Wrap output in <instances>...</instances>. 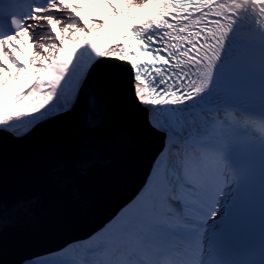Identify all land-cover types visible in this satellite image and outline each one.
I'll list each match as a JSON object with an SVG mask.
<instances>
[{"label":"snow or ice","instance_id":"6c2138e0","mask_svg":"<svg viewBox=\"0 0 264 264\" xmlns=\"http://www.w3.org/2000/svg\"><path fill=\"white\" fill-rule=\"evenodd\" d=\"M124 8L140 19L123 42L98 46L86 39L95 35L89 25L106 21L86 20L73 0H0V131L20 135L37 119L3 106L10 83L16 101L38 100L31 112L54 102L46 112L71 115L86 97L81 138L60 165L70 180L83 175L117 134H109L103 89L88 81L127 72L132 107L172 136L164 167L131 210L75 259L37 264H264V240L258 252L249 246L232 258L216 223L231 214L221 198L235 203L250 188L257 150L264 172V0H124ZM27 43L33 52L25 62Z\"/></svg>","mask_w":264,"mask_h":264},{"label":"water","instance_id":"95a60500","mask_svg":"<svg viewBox=\"0 0 264 264\" xmlns=\"http://www.w3.org/2000/svg\"><path fill=\"white\" fill-rule=\"evenodd\" d=\"M127 72L88 85L102 88L109 122L117 134L103 156L83 175L68 179L60 165L81 138L87 99L71 114L51 111L20 135L0 131V264L60 251L111 220L133 199L162 150L164 132L132 107Z\"/></svg>","mask_w":264,"mask_h":264},{"label":"bare ground","instance_id":"6f19581e","mask_svg":"<svg viewBox=\"0 0 264 264\" xmlns=\"http://www.w3.org/2000/svg\"><path fill=\"white\" fill-rule=\"evenodd\" d=\"M119 10V9H118ZM120 11V10H119ZM122 12V11H120ZM96 19L103 21H106V23L103 24L102 27H95L93 25V31L95 33L92 37H86V39H92L94 40L98 46H103L102 42L104 40H117L121 37V34L126 32V29L129 28L130 24H134L140 19V14L135 13L134 16L129 15L128 12L124 11V15L122 16H115L114 20H111L109 16L104 13L103 15H100ZM88 20V19H87ZM99 37V39H97ZM29 83V82H28ZM19 90H15V93ZM38 103V100H23L21 101L20 105L21 107L16 110L21 113H26L27 115L24 117V119H31L32 117H41L40 113H44V115L51 113L46 112L45 109L50 107L52 103L50 102L49 105L45 106V109H41L40 112H31L30 108L32 105ZM6 108L9 111H12L13 108L9 105H6ZM57 109H53L52 111H56ZM148 116V113H147ZM149 121V116H148ZM25 128L21 127L19 131H23ZM164 132V131H161ZM165 133V132H164ZM164 144L165 146L162 147V150L158 152V155L154 158V161L152 162V166L150 168L149 176L146 178V181L143 183V186L141 189L138 190V192L134 195L133 199L130 200L128 204L125 205V208L127 211L131 210L134 205H136L140 199L147 194V191L149 190L150 186L153 184L154 176L158 168L164 167L165 157L168 155V152L171 149L172 145V136L171 134H167L164 138ZM118 219L117 218H111V220L107 221L102 228L98 229L97 231L93 232V234L89 235V237L84 239L75 240L74 242H71L69 245H66L65 248L60 249V251L47 253L45 256H38L39 260H46V259H66V260H72L77 257V254L79 250L87 245L90 240H92L94 237L99 236L102 234V231L109 228L111 225H113ZM28 260H23V262L19 264H26Z\"/></svg>","mask_w":264,"mask_h":264},{"label":"rangeland","instance_id":"374dc122","mask_svg":"<svg viewBox=\"0 0 264 264\" xmlns=\"http://www.w3.org/2000/svg\"><path fill=\"white\" fill-rule=\"evenodd\" d=\"M73 2L83 5L82 15L86 20L96 19L97 17L103 15L104 13H106L111 20L115 19L116 15L113 14L112 9H110L108 4L106 3V0H97V3L95 4H93L91 0H73ZM134 2L140 3L141 0H134ZM113 3L115 4L117 10L119 9L123 13L124 11H126V9L124 8V0H113ZM134 14L135 13H133L132 16H134ZM89 27H93V25L90 24ZM25 40L27 41L26 37ZM23 52L25 53V56H21L20 59L25 62L30 61L33 52L31 43H27V46L23 48ZM25 57H27V60H25ZM12 71L13 73L15 72L14 69ZM17 78L20 79L22 83L27 84L29 82L26 75L21 77H16L14 75L13 80ZM15 90H17V88L15 87L14 83H10L8 85L7 92L5 93L6 103L3 106L6 108V105H9L13 108V110L16 111L21 107L20 105L21 101L18 102L15 99H13V94L15 93Z\"/></svg>","mask_w":264,"mask_h":264}]
</instances>
